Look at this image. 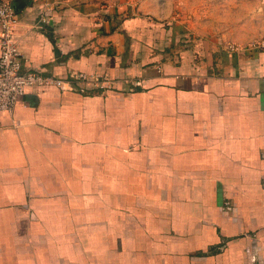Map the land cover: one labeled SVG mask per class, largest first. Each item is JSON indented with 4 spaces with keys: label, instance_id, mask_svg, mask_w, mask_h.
<instances>
[{
    "label": "crops",
    "instance_id": "0c3cea01",
    "mask_svg": "<svg viewBox=\"0 0 264 264\" xmlns=\"http://www.w3.org/2000/svg\"><path fill=\"white\" fill-rule=\"evenodd\" d=\"M85 1L16 0L23 69L99 81L2 114L0 264H264V0H163L153 40Z\"/></svg>",
    "mask_w": 264,
    "mask_h": 264
},
{
    "label": "built area",
    "instance_id": "2783aa9c",
    "mask_svg": "<svg viewBox=\"0 0 264 264\" xmlns=\"http://www.w3.org/2000/svg\"><path fill=\"white\" fill-rule=\"evenodd\" d=\"M16 14L17 11L11 0H0V119L3 113H12L16 103L32 85H55L60 89H71L75 83L99 81L96 75H87L82 71L64 79L23 69L21 54L11 30ZM250 45L264 48V32L251 41ZM228 47L234 50L238 48V45L229 43Z\"/></svg>",
    "mask_w": 264,
    "mask_h": 264
},
{
    "label": "rangeland",
    "instance_id": "374dc122",
    "mask_svg": "<svg viewBox=\"0 0 264 264\" xmlns=\"http://www.w3.org/2000/svg\"><path fill=\"white\" fill-rule=\"evenodd\" d=\"M82 3H86L85 0H81ZM81 3V4H82ZM101 5L103 6V11H99L101 17L105 20H110L115 15L119 20L129 21L136 18H143L145 23L140 26L141 31L139 33L146 34L145 38L149 35L151 40L155 38H163L169 34H172V31L169 30L172 28L173 24H177L175 20L162 19L164 12L170 11V4L164 3L163 0H101ZM188 11L194 8V4L183 5V9ZM257 3L255 0H251V18H252V29H256L257 26V15L256 12ZM177 9V8H176ZM157 14H154L153 12ZM160 16V17H154ZM148 18V19H147ZM195 20H186L184 23H194ZM210 21H203V27L209 26ZM144 30V31H142ZM159 35V36H158ZM141 39V38H140ZM230 203L224 201L222 209L226 210L230 208ZM209 250V249H208ZM210 251V250H209ZM205 253V252H204ZM109 262V261H108ZM125 264V260L121 261ZM92 264H96L92 261ZM110 264V263H109Z\"/></svg>",
    "mask_w": 264,
    "mask_h": 264
},
{
    "label": "water",
    "instance_id": "95a60500",
    "mask_svg": "<svg viewBox=\"0 0 264 264\" xmlns=\"http://www.w3.org/2000/svg\"><path fill=\"white\" fill-rule=\"evenodd\" d=\"M12 4H13L15 10L18 12V10L20 9L21 4L16 2V0L12 1Z\"/></svg>",
    "mask_w": 264,
    "mask_h": 264
}]
</instances>
